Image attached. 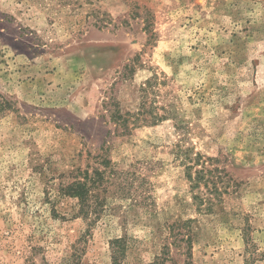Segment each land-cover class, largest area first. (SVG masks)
<instances>
[{
    "label": "rangeland",
    "instance_id": "374dc122",
    "mask_svg": "<svg viewBox=\"0 0 264 264\" xmlns=\"http://www.w3.org/2000/svg\"><path fill=\"white\" fill-rule=\"evenodd\" d=\"M0 264H264V0H0Z\"/></svg>",
    "mask_w": 264,
    "mask_h": 264
},
{
    "label": "trees",
    "instance_id": "16d2710c",
    "mask_svg": "<svg viewBox=\"0 0 264 264\" xmlns=\"http://www.w3.org/2000/svg\"><path fill=\"white\" fill-rule=\"evenodd\" d=\"M84 182L81 181H77L75 183H72L69 187H67V193L76 197L79 204L81 206L86 205V200L89 197V193L91 188H93L94 184H89V179L88 178H84Z\"/></svg>",
    "mask_w": 264,
    "mask_h": 264
}]
</instances>
